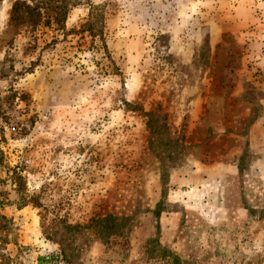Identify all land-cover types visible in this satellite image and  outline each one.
Wrapping results in <instances>:
<instances>
[{"label":"rangeland","instance_id":"rangeland-1","mask_svg":"<svg viewBox=\"0 0 264 264\" xmlns=\"http://www.w3.org/2000/svg\"><path fill=\"white\" fill-rule=\"evenodd\" d=\"M16 1L0 264H264V0Z\"/></svg>","mask_w":264,"mask_h":264},{"label":"trees","instance_id":"trees-1","mask_svg":"<svg viewBox=\"0 0 264 264\" xmlns=\"http://www.w3.org/2000/svg\"><path fill=\"white\" fill-rule=\"evenodd\" d=\"M29 0L19 1L17 0L14 5L12 6L11 13H10V20L13 26H21L23 24H29L31 29H36L39 25L42 24V9L45 8L42 6L41 3L33 6L29 2ZM55 6L54 9H56ZM60 8V7H59ZM61 16L60 13H55L47 16V20L44 23L45 25H51L54 23L58 26L59 29L62 28L61 24ZM43 25V24H42Z\"/></svg>","mask_w":264,"mask_h":264}]
</instances>
